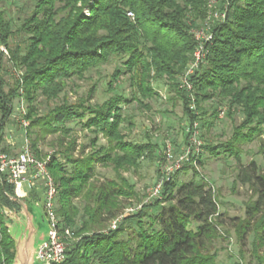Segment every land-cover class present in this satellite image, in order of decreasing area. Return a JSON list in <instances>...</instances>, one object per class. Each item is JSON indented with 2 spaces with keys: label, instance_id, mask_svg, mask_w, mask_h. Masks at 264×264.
<instances>
[{
  "label": "trees",
  "instance_id": "16d2710c",
  "mask_svg": "<svg viewBox=\"0 0 264 264\" xmlns=\"http://www.w3.org/2000/svg\"><path fill=\"white\" fill-rule=\"evenodd\" d=\"M3 1L0 43L8 49L11 66L21 69L22 74L6 89L0 59V152L10 151L2 145L3 129L13 112L14 99L22 97L29 120L27 136L37 156H41L38 141L48 133L57 134L48 161L58 189L56 214L61 225L71 227L76 237L60 264H219L212 243L222 239L220 227L226 220L214 186L195 170L188 180L177 182L176 173L192 165L183 166L164 181L160 198L126 215L115 229H105V224L136 198L134 185L124 173L138 168L140 159L156 156L157 143L150 139L135 143L121 131L125 120L132 125L121 109V104L131 99L114 93L101 103L89 104L96 88L93 84L78 101H67L64 93L62 103L37 112L39 95L54 99L65 91L68 79L82 78L89 68L121 55H127L124 64L134 87L132 99L143 107L147 106L144 100L158 96L152 82L164 78L174 92L171 98L181 103L187 125L206 123L203 102L207 100L227 101L228 115L240 109L242 119L230 138L215 145L205 142L203 147L210 153L232 155L239 162L241 144L257 139L263 166L254 160L238 165L236 178L248 185L251 199L244 216L230 217L229 221L239 252L251 234L252 255L263 264L264 0H217L219 9L225 6L226 17L210 26L212 37L204 46L205 62L190 77L193 101L177 79L195 48L190 30L205 20L209 0H36L16 30L4 15ZM84 7L88 15L83 13ZM119 73L117 68L113 71L110 91ZM87 115L85 127L106 139L105 145L90 152L65 126ZM197 160L202 163L201 155ZM97 163L111 166L114 177L99 178ZM29 193L37 202V193ZM14 195L12 186L2 178L0 264H12L14 256L3 210L19 209L9 197ZM149 208L158 211L151 215ZM148 214L150 221L144 225L142 218ZM133 220L137 230L130 226ZM192 223H196L194 227ZM259 251L261 256L256 254Z\"/></svg>",
  "mask_w": 264,
  "mask_h": 264
},
{
  "label": "rangeland",
  "instance_id": "374dc122",
  "mask_svg": "<svg viewBox=\"0 0 264 264\" xmlns=\"http://www.w3.org/2000/svg\"><path fill=\"white\" fill-rule=\"evenodd\" d=\"M35 1L36 0H4L1 3V8L4 11L6 19L10 22L12 29L16 30V28H18L22 20L33 9ZM83 13L85 15L89 14L87 7H84ZM198 25H200V23H198L197 26ZM19 38L18 36L17 39ZM10 41L13 42V39L10 38ZM0 47L5 48L7 51L6 53L0 49V59L4 68L7 89L8 86L12 85L14 82L16 78L15 73L22 71L21 69L11 66L8 60L9 54L6 46L0 43ZM126 59L127 55L111 56L107 62L89 68L82 78L73 76L67 80L65 91L58 97L47 100L42 95H39L36 101V108L38 113H42L55 104L62 103L64 93L67 101L76 102L79 98L86 96L88 89L93 84L96 85V88L93 97L88 102L89 104L101 103L114 93L122 95L125 99H131L129 102L122 103L121 109L124 116L131 119L132 125L130 126L127 120H125L120 125L121 131L124 133L126 139L132 142L145 143L150 139L157 143L156 156L140 159L138 168L124 173L136 190V198L130 199L125 206H136L138 203L145 200L149 185L153 184L160 175V168L162 166L160 164L165 159L164 152L166 146L164 145L167 143H165V141L170 140L172 142V153L174 157L182 152V146L185 141L184 130L187 124L185 123L186 116L182 111L181 103L180 101L175 102L171 98L174 92L169 88V84L164 78L152 82L158 96L144 100V103H147L146 107L138 104L136 99H132L134 87L132 85L130 73L126 70L124 64ZM116 68L119 69L120 73L114 80V90L110 91L108 89V82L112 79V73ZM18 101L19 98L14 99L13 112L3 129L2 145L12 150L11 152L19 149L25 135V129L18 121L19 111L15 109ZM24 104L26 105L25 101ZM203 106L206 109L205 119L207 120L206 123L200 124L199 122L203 145L205 142H210L214 145L224 143L232 135L234 127L240 123L242 112L240 109L236 108L234 111L232 110L231 115L226 114L228 109L227 101L218 100L217 98L203 102ZM220 106L225 109L223 115H219ZM88 117H90V115H87L84 119L68 121L65 123V126L70 129L71 135L77 137V143L85 145L86 151L88 150L90 152L99 145H105L106 139L100 133L97 135L91 128L85 127L84 123ZM56 137V133H48L43 139L38 141L37 147L40 151V157L44 158L49 156L50 159V155L54 150L52 144H54ZM94 137L97 138L95 145H92L91 140H93ZM257 145L258 141L256 138L241 144L239 162L232 155L222 152L219 154L210 153L203 147L201 164L199 163L197 166H192L193 168L189 166L186 171L182 169L176 173L177 182L180 183L188 180L193 170H195L198 176H202L214 186L216 199L219 202V210L223 213L222 218L226 220V223L220 227L223 232L222 239L219 238L212 243V248H216L218 251L217 262L219 264H258L257 258L252 255L251 251L252 235H248L246 245L241 249L242 251L239 252V244L236 241L233 227L230 224L231 221H229L230 217H243L246 204L251 199V191L248 185L240 182L236 178V173L238 172V165H247L252 160L261 167L263 166V157L259 154ZM157 154L161 159L157 157ZM96 173L99 178L103 179L114 177V171L111 166H101L100 163L96 164ZM33 191L38 195L37 205L30 196L25 200L32 205V216L38 224L39 232H44L47 228V219L43 210L44 197L42 191L36 188H34ZM150 202L151 201L146 202L145 204ZM157 211L158 208H149L147 210L151 215L156 214ZM136 212L137 211L134 213ZM149 214L142 218L144 225H147L150 221ZM123 219L121 221H123ZM135 221L136 220H133L130 226L134 230H137L138 225ZM195 224L196 223H192V226L194 227ZM108 225L109 222L105 224V229H109ZM125 235L126 231L121 234V236ZM256 254L259 256L262 255L261 251ZM35 264L41 263L36 261Z\"/></svg>",
  "mask_w": 264,
  "mask_h": 264
},
{
  "label": "built area",
  "instance_id": "2783aa9c",
  "mask_svg": "<svg viewBox=\"0 0 264 264\" xmlns=\"http://www.w3.org/2000/svg\"><path fill=\"white\" fill-rule=\"evenodd\" d=\"M216 2L217 0L208 1V12L205 20L200 25L193 26L190 30L195 40V48L188 64L178 79L180 88L188 92L192 101L194 98L190 92L192 90L190 77L205 62L206 52L204 46L212 37L210 26L212 22L223 21L226 17L225 6L219 9L216 6ZM127 15L132 17L133 13L128 11ZM0 49L7 53L5 48L0 47ZM15 74L18 79H21L22 72H16ZM24 101L22 97H19L15 108L19 111V124L25 129L24 139L17 151L0 152V180L4 178L12 186L15 196L20 198L26 197L29 191L34 188L42 191L44 197L43 210L48 225V237L37 250L36 259L43 263L60 264L65 259V250L68 244L76 237L71 227L61 225L56 214L58 189L48 168L49 156L44 158L37 156L30 145V140L27 136L29 120L25 117L27 109ZM224 112V107L220 106L219 115H223ZM184 132L186 137L182 152L176 157L172 153V142L170 140L165 141V143L167 142L164 145L166 146L165 159L160 164L162 165L160 175L153 184L149 185L145 200L136 206H125L120 213L109 221V229L116 228L125 215L138 211L146 202L160 198L164 181L169 179L173 173L185 165H198L197 159L203 149L199 122L194 121L191 125H187Z\"/></svg>",
  "mask_w": 264,
  "mask_h": 264
},
{
  "label": "water",
  "instance_id": "95a60500",
  "mask_svg": "<svg viewBox=\"0 0 264 264\" xmlns=\"http://www.w3.org/2000/svg\"><path fill=\"white\" fill-rule=\"evenodd\" d=\"M9 197L19 206L17 210L3 207L7 217L5 224L8 234L14 243L12 264H35L37 250L48 237V225L44 232H39L38 224L32 216V205L25 200L26 198L15 195ZM35 204L37 205L36 202Z\"/></svg>",
  "mask_w": 264,
  "mask_h": 264
},
{
  "label": "crops",
  "instance_id": "0c3cea01",
  "mask_svg": "<svg viewBox=\"0 0 264 264\" xmlns=\"http://www.w3.org/2000/svg\"><path fill=\"white\" fill-rule=\"evenodd\" d=\"M27 188V187H26ZM37 190H40V189H37ZM31 191H33V190H31ZM30 192V191H29ZM30 194V193H29ZM29 195H27L25 198H27Z\"/></svg>",
  "mask_w": 264,
  "mask_h": 264
}]
</instances>
